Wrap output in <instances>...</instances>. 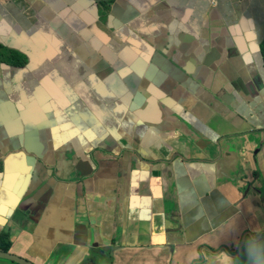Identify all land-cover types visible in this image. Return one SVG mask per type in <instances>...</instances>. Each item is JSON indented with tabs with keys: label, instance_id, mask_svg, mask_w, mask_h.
Here are the masks:
<instances>
[{
	"label": "crops",
	"instance_id": "crops-1",
	"mask_svg": "<svg viewBox=\"0 0 264 264\" xmlns=\"http://www.w3.org/2000/svg\"><path fill=\"white\" fill-rule=\"evenodd\" d=\"M61 1L0 0V34L41 64L13 71L32 154L9 152L0 99V250L35 264H264V0H130L140 41L120 49L142 60L124 69L173 79L146 95L73 53L56 33Z\"/></svg>",
	"mask_w": 264,
	"mask_h": 264
},
{
	"label": "flooded vegetation",
	"instance_id": "flooded-vegetation-1",
	"mask_svg": "<svg viewBox=\"0 0 264 264\" xmlns=\"http://www.w3.org/2000/svg\"><path fill=\"white\" fill-rule=\"evenodd\" d=\"M82 1H86L88 3H82V9L76 10L79 2ZM61 2H63L64 7L57 8L58 12L56 14V18L59 22L56 25V33L61 35V37L65 40L72 42L73 53L80 55L82 58L88 54L86 61L88 63L96 64L93 70V74L95 76H104L105 78L103 82L105 83L112 78H118L126 85L132 81L135 84V87H131L133 94L137 91L138 87H141L143 91L140 93L142 95H146L144 94V91L147 90L149 85H156L160 87L159 84H161V81H164V83L161 84V87L165 88V92L171 89L173 79L158 68L150 69L141 67L130 70L124 69L127 66L126 62L142 60L141 54L132 50L124 52L120 49V43L126 44L129 39L140 41L139 37L136 35L137 31L131 28L132 24L135 25L138 23L140 14L142 13L141 9L137 8L134 1L120 0L118 6L114 7L112 12H110L111 7H103L104 2H93V0H62ZM131 3L137 9L138 13L119 12L120 9L124 10L126 6L131 7ZM65 9H68L66 14L64 13ZM102 9L109 13L104 15L101 12ZM110 40L112 43H106ZM14 44L15 39L13 37L0 34V99L8 102L13 108L11 121L13 122L12 129L15 133H13V137H9L8 134V139L10 141L9 145H11V150H9V152L27 149L32 154L30 148L27 147V142L32 140L31 129L26 131L24 118H22L25 108H21L18 96L19 91L16 89V85H20L21 88L22 86L17 77L13 75V71L15 69H20L28 75H32L36 69L40 68L41 64L38 61L32 64L29 60L31 54L30 50H27L28 55L26 56H29L28 59L24 53L12 47ZM167 49L171 50V45L167 47ZM91 52H94L93 56L89 55ZM41 53V49H39L38 54L41 55ZM162 53L165 54V52ZM149 61L148 56L145 64L149 63ZM42 62L43 64L49 63V61ZM150 66H158L154 57L151 60ZM5 74H8L6 83L9 84V86H7L4 82ZM69 97L74 101L79 99L77 96V90L73 91ZM58 101L59 99L52 103L50 110L55 108L54 105L58 103ZM144 103L145 97L142 96L141 101H133L131 109L135 105L139 106ZM151 105H155V101H151ZM75 106L76 102L73 103L72 108L74 109ZM86 109L99 117V119L104 120L105 117L100 109L97 112H93V105L91 107L87 105ZM28 111L27 115H31L33 111L32 107L29 108ZM28 120H31V118ZM0 139L6 142L4 138ZM36 159L38 161H43L40 157H37ZM244 238L245 237L243 236L241 239ZM240 245H242V242ZM222 252L223 250L221 248L217 249L215 250V255H219ZM245 264L257 263H255L251 258H247Z\"/></svg>",
	"mask_w": 264,
	"mask_h": 264
},
{
	"label": "water",
	"instance_id": "water-1",
	"mask_svg": "<svg viewBox=\"0 0 264 264\" xmlns=\"http://www.w3.org/2000/svg\"><path fill=\"white\" fill-rule=\"evenodd\" d=\"M100 2H104L103 7L107 8V7H112L113 6V2L115 3L116 0H102ZM263 42H264V40H263ZM262 55H263V52H262ZM263 58H264V56H263ZM175 65L177 66L176 69H175L177 73H180L179 71L182 70V71L185 72L186 75H192L193 74V73H189L187 69H185L182 66H179L177 63H175ZM181 79H182V77H181ZM181 82H182V80H180V83ZM183 86L184 87H190L188 84H186L184 82L179 87H183ZM228 140L230 141L231 144H233L234 137L233 136H229ZM83 227H84V225H83ZM76 233L83 234L80 230H77ZM86 236H87V234H86ZM36 240L39 241L40 238L37 237ZM0 258L9 260V261L17 263V264H35V263H32L31 261L26 260L24 258H21V257L15 255V254H12V253H9V252H4V251H1V250H0Z\"/></svg>",
	"mask_w": 264,
	"mask_h": 264
},
{
	"label": "trees",
	"instance_id": "trees-1",
	"mask_svg": "<svg viewBox=\"0 0 264 264\" xmlns=\"http://www.w3.org/2000/svg\"><path fill=\"white\" fill-rule=\"evenodd\" d=\"M263 56H264V42L262 44Z\"/></svg>",
	"mask_w": 264,
	"mask_h": 264
},
{
	"label": "rangeland",
	"instance_id": "rangeland-1",
	"mask_svg": "<svg viewBox=\"0 0 264 264\" xmlns=\"http://www.w3.org/2000/svg\"><path fill=\"white\" fill-rule=\"evenodd\" d=\"M17 264V263H16Z\"/></svg>",
	"mask_w": 264,
	"mask_h": 264
}]
</instances>
